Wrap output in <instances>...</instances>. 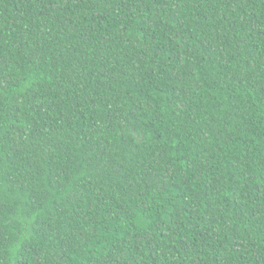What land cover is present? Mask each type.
Returning a JSON list of instances; mask_svg holds the SVG:
<instances>
[{
    "label": "trees",
    "instance_id": "1",
    "mask_svg": "<svg viewBox=\"0 0 264 264\" xmlns=\"http://www.w3.org/2000/svg\"><path fill=\"white\" fill-rule=\"evenodd\" d=\"M0 264H264V0H0Z\"/></svg>",
    "mask_w": 264,
    "mask_h": 264
}]
</instances>
